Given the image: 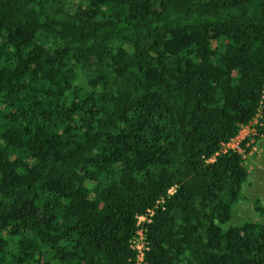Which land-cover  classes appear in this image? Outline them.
Returning <instances> with one entry per match:
<instances>
[{
	"label": "trees",
	"instance_id": "obj_1",
	"mask_svg": "<svg viewBox=\"0 0 264 264\" xmlns=\"http://www.w3.org/2000/svg\"><path fill=\"white\" fill-rule=\"evenodd\" d=\"M257 118L264 0H0V264H264Z\"/></svg>",
	"mask_w": 264,
	"mask_h": 264
},
{
	"label": "rangeland",
	"instance_id": "obj_2",
	"mask_svg": "<svg viewBox=\"0 0 264 264\" xmlns=\"http://www.w3.org/2000/svg\"><path fill=\"white\" fill-rule=\"evenodd\" d=\"M76 2V0H72ZM259 118L249 126L242 128L239 135L231 143L233 148L239 147L246 138L249 142L244 153V164L248 171V178L242 190V199L233 211L232 225H239L245 221L264 222V135L255 137ZM260 207L263 212H258Z\"/></svg>",
	"mask_w": 264,
	"mask_h": 264
},
{
	"label": "built area",
	"instance_id": "obj_3",
	"mask_svg": "<svg viewBox=\"0 0 264 264\" xmlns=\"http://www.w3.org/2000/svg\"><path fill=\"white\" fill-rule=\"evenodd\" d=\"M231 143L227 145V148L239 150V147L233 148ZM152 215H153V210H148L146 215L137 217V222H136L137 230L135 236L130 242V248L136 253L135 264H142L143 262L144 252L147 249L145 242V231H146L145 225L150 223V219Z\"/></svg>",
	"mask_w": 264,
	"mask_h": 264
}]
</instances>
